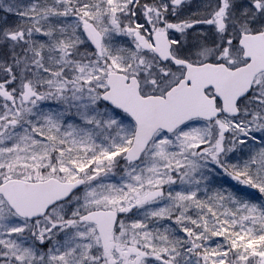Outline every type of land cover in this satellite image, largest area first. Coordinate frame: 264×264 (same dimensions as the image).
I'll list each match as a JSON object with an SVG mask.
<instances>
[{
  "label": "snow or ice",
  "instance_id": "1",
  "mask_svg": "<svg viewBox=\"0 0 264 264\" xmlns=\"http://www.w3.org/2000/svg\"><path fill=\"white\" fill-rule=\"evenodd\" d=\"M0 264H264V0H0Z\"/></svg>",
  "mask_w": 264,
  "mask_h": 264
}]
</instances>
